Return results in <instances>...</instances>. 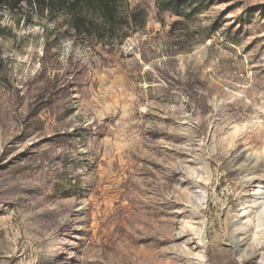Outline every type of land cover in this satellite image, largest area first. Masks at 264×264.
I'll use <instances>...</instances> for the list:
<instances>
[{
    "label": "rangeland",
    "instance_id": "obj_1",
    "mask_svg": "<svg viewBox=\"0 0 264 264\" xmlns=\"http://www.w3.org/2000/svg\"><path fill=\"white\" fill-rule=\"evenodd\" d=\"M194 1L118 0L107 41L1 9L0 264H122L143 237L176 238L162 264H264V0Z\"/></svg>",
    "mask_w": 264,
    "mask_h": 264
},
{
    "label": "trees",
    "instance_id": "obj_2",
    "mask_svg": "<svg viewBox=\"0 0 264 264\" xmlns=\"http://www.w3.org/2000/svg\"><path fill=\"white\" fill-rule=\"evenodd\" d=\"M31 0H0L2 8L16 10L21 2ZM43 8L51 12L66 11L71 18V29L77 35L91 37L97 35L100 41L112 39L113 35L122 32L126 25L136 18L135 14L122 17L119 10L118 0H37ZM161 11L169 12L176 17L185 18L187 14H195L200 7L194 0H158ZM186 7V8H185ZM187 10V11H186ZM90 14H98L100 24H95ZM0 28V33H1ZM125 35V34H124ZM124 38H120L121 40Z\"/></svg>",
    "mask_w": 264,
    "mask_h": 264
},
{
    "label": "bare ground",
    "instance_id": "obj_3",
    "mask_svg": "<svg viewBox=\"0 0 264 264\" xmlns=\"http://www.w3.org/2000/svg\"><path fill=\"white\" fill-rule=\"evenodd\" d=\"M136 242L146 241L147 245L143 247V252L139 250L136 246L129 245L128 251L120 258V262L132 264L138 261L146 262L147 264H162L163 260L161 259V252L158 251L161 245L170 243L176 238L164 239V238H153V237H143L142 239L134 238ZM135 244V242H133ZM145 243V242H143ZM241 242L235 240L233 243V250H236L240 246ZM131 248V249H130ZM126 249V248H125ZM189 260L181 255H176L174 258H169L167 264H178L179 262H188ZM178 262V263H177ZM135 264V263H134Z\"/></svg>",
    "mask_w": 264,
    "mask_h": 264
}]
</instances>
